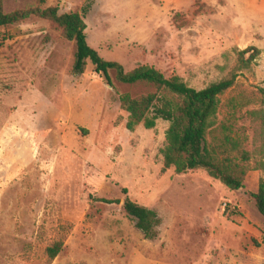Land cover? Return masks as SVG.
Listing matches in <instances>:
<instances>
[{
	"label": "rangeland",
	"instance_id": "obj_1",
	"mask_svg": "<svg viewBox=\"0 0 264 264\" xmlns=\"http://www.w3.org/2000/svg\"><path fill=\"white\" fill-rule=\"evenodd\" d=\"M39 1L1 0L5 12L87 4L89 45L126 71L153 66L198 90L236 72L217 120L230 96L258 94L238 114L252 158L238 190L203 169L162 172L169 122L129 130L119 103L151 86L120 83L114 71L110 85L89 61L74 73V42L46 20L0 27V264H264V217L249 196L264 179L251 115L264 90V0ZM249 46L260 54L238 70ZM126 196L158 214L157 237L126 215ZM58 241L51 260L46 248Z\"/></svg>",
	"mask_w": 264,
	"mask_h": 264
},
{
	"label": "trees",
	"instance_id": "obj_2",
	"mask_svg": "<svg viewBox=\"0 0 264 264\" xmlns=\"http://www.w3.org/2000/svg\"><path fill=\"white\" fill-rule=\"evenodd\" d=\"M45 0H40L43 4ZM89 10L86 4L81 12L59 13L56 6L36 5L5 12L0 0V27L12 25L31 17L46 20L56 27L61 35L74 42L73 71L84 72L89 61L95 73L104 77L111 85L110 71H114L118 82L128 85L145 84L153 91L140 96L129 93L119 95L120 107L128 113L126 127L132 130L136 125L153 128L156 120L169 122L165 131V144L162 149V172L174 168L176 173L203 169L208 175L219 180L227 188H243L246 173L250 168L251 153L247 150L248 137L245 128L238 124L239 112L257 100L256 93H239L230 96L224 103L225 114L220 120L217 115L221 104L220 97L232 90L236 84V72L209 83L202 89L189 86L177 75L165 76L159 69L140 65L129 71L113 60H105L88 43L84 17ZM249 54V55H248ZM260 50L249 46L237 51L238 70L251 67ZM260 108L251 112L260 127V142L264 150V90H260ZM123 193H127L124 188ZM257 211L264 217V179H261L256 192H250ZM113 203L118 200L102 199ZM122 208L127 216L135 221V226L146 238L158 236L160 225L158 214L142 206L128 196ZM264 241V235H263ZM62 249L60 241L46 248L49 259H54Z\"/></svg>",
	"mask_w": 264,
	"mask_h": 264
}]
</instances>
